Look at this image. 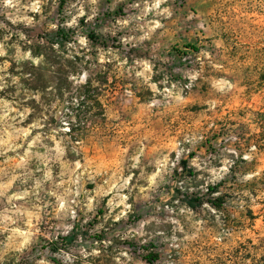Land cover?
Segmentation results:
<instances>
[{
	"label": "rangeland",
	"instance_id": "374dc122",
	"mask_svg": "<svg viewBox=\"0 0 264 264\" xmlns=\"http://www.w3.org/2000/svg\"><path fill=\"white\" fill-rule=\"evenodd\" d=\"M149 253L263 263L264 0H0V264Z\"/></svg>",
	"mask_w": 264,
	"mask_h": 264
},
{
	"label": "trees",
	"instance_id": "16d2710c",
	"mask_svg": "<svg viewBox=\"0 0 264 264\" xmlns=\"http://www.w3.org/2000/svg\"><path fill=\"white\" fill-rule=\"evenodd\" d=\"M73 34L72 31H69V30H65L64 28H59L58 32L56 33V36L59 40H62V41H67V39H69V36H71ZM189 48L193 49L194 51H197V48H195L194 46H189ZM89 86V87H87ZM83 95L84 96H87L91 99V97L94 96V93H96L97 91L95 89H92L91 86L89 84H86L85 87H84V90H83ZM83 97V96H82ZM182 166L184 168L187 167V161H183L182 162ZM219 202V199L217 200ZM213 205H215V207L219 208L221 207V205L219 204H215V203H212ZM193 205V204H192ZM194 207V206H193ZM146 262H148L149 264H153L155 263L156 261H158L159 259V255L158 254H155V253H149L147 254L146 256H144L143 258ZM264 264V256H263V263Z\"/></svg>",
	"mask_w": 264,
	"mask_h": 264
}]
</instances>
